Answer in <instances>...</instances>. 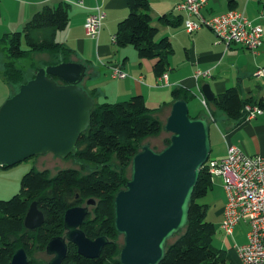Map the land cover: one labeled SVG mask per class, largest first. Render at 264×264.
<instances>
[{
  "label": "trees",
  "instance_id": "obj_1",
  "mask_svg": "<svg viewBox=\"0 0 264 264\" xmlns=\"http://www.w3.org/2000/svg\"><path fill=\"white\" fill-rule=\"evenodd\" d=\"M68 4L62 0L42 4L25 21L21 30L6 33L1 38L0 74L14 90L41 66L73 61L71 57L75 50L57 38V32L68 23ZM127 7L128 13L118 22L112 40L118 47L133 46L142 59L156 60L154 71L157 75L163 74L172 47L166 38L155 39L158 29L152 25L148 0H127ZM160 18L172 23L166 15ZM37 53H48L53 61L37 66L30 61L31 74H26L25 67L17 66V62ZM262 88L264 77L263 83L254 92L248 91L242 96L239 87L232 86L214 95L211 103L237 124L245 120L248 113L246 106L264 110ZM172 94L177 98H188L187 91L182 88L174 89ZM153 112L154 109L145 104L141 94L116 102L97 101L91 108L89 125L76 142V153L69 154L91 164V168H88L91 170L82 174L84 167L65 168L51 174L48 169L31 168L22 176L19 191L9 199H0V264H9L18 248L25 250L28 258L26 264H39L32 253L44 250L52 236L64 233V212L85 197H93L95 206L80 227L89 238L104 235L108 242L100 255L93 258L79 254L76 245L70 242L62 264H119L121 246L117 242L118 233L113 223V200L117 191L125 187L131 158L141 148V141L162 132V124L152 116ZM165 141L166 145L169 139ZM206 166L207 162L201 166L193 188L186 224L167 240L165 253L156 264L225 263V252L211 244L215 226L206 218L207 205L199 202L213 187V174L208 172ZM224 194L222 215L226 203L225 191ZM32 200L43 212L44 222L38 227L27 228L23 219ZM240 222L248 225L243 220L237 224Z\"/></svg>",
  "mask_w": 264,
  "mask_h": 264
},
{
  "label": "water",
  "instance_id": "obj_2",
  "mask_svg": "<svg viewBox=\"0 0 264 264\" xmlns=\"http://www.w3.org/2000/svg\"><path fill=\"white\" fill-rule=\"evenodd\" d=\"M85 66L61 61L37 68L33 76L0 105V164L13 166L28 157L51 152L60 157L76 153V142L90 123L93 98L81 86ZM204 95L213 99L208 84ZM209 121L190 116L186 100L173 103L162 126L170 132L160 150L142 144L130 161L125 187L113 200L114 228L122 235L119 264H156L165 253L169 238L187 222L189 203L201 166L211 151ZM88 203H95L88 200ZM88 207L66 209L65 236L79 254L97 257L108 238L86 236L79 227ZM44 222L43 212L32 200L23 224L35 228ZM67 242L52 236L45 251L52 257L43 264H61ZM23 248L13 253L9 264H26Z\"/></svg>",
  "mask_w": 264,
  "mask_h": 264
},
{
  "label": "crops",
  "instance_id": "obj_3",
  "mask_svg": "<svg viewBox=\"0 0 264 264\" xmlns=\"http://www.w3.org/2000/svg\"><path fill=\"white\" fill-rule=\"evenodd\" d=\"M60 0H0V40L6 33L21 30L25 21L42 4ZM68 4L67 26L57 32V38L75 50L71 60L85 66L81 86L97 101L116 102L141 94L145 104L154 109L152 116L162 126L169 116L173 103L186 100L190 116L206 117L209 125L211 151L208 158L220 159L226 155L229 144L237 146L249 154H264V110L249 120L234 124L223 111L217 109L203 93L202 86L208 84L214 95L227 88L238 86L242 96L255 91L263 83L264 67V0H207L200 10L204 17L220 14L228 10L242 11L253 22L263 28L262 44L253 53L249 49L218 40L208 27L188 33L185 21L193 19L176 8L180 0H148L152 25L158 32L155 39L166 38L172 47L167 55L166 70L161 75L154 71V59H142L133 46L118 47L112 40L117 24L128 13L127 0H62ZM80 2V4H76ZM100 6L105 17L97 39L88 36L84 23L95 6ZM166 15L172 23L160 17ZM60 35V37H58ZM3 43L0 41V50ZM1 56V53H0ZM111 66H117L127 73L125 78L113 77ZM209 71L206 76H195L197 71ZM261 71L260 74L257 72ZM166 75V76H165ZM182 88L188 98L175 97L172 91ZM16 90L0 74V105ZM264 93V88L261 89ZM192 93V94H191ZM191 94V96H190ZM201 98L208 102L206 109ZM162 131H165L162 128ZM215 148V155L210 154ZM16 181L5 183L0 171V188L4 197L15 190ZM224 203V202H223ZM223 205V204H222ZM222 206L215 210L210 220L215 232L211 244L225 252L224 264H242L235 248L246 241L248 225L240 222L232 234H225L220 228Z\"/></svg>",
  "mask_w": 264,
  "mask_h": 264
},
{
  "label": "built area",
  "instance_id": "obj_4",
  "mask_svg": "<svg viewBox=\"0 0 264 264\" xmlns=\"http://www.w3.org/2000/svg\"><path fill=\"white\" fill-rule=\"evenodd\" d=\"M206 1L180 0L176 5L178 10L184 11L188 17L193 18L185 21L186 31L193 33L202 27H208L218 40L227 45H241L256 53L262 44V26L253 24L242 11L238 10H228L204 17L200 10ZM104 17L105 12L100 6L92 8L84 23L88 36L98 37ZM111 71L113 77L127 76V73L117 66H112ZM257 73L260 74L261 71ZM208 74V70L197 71L195 76L201 77ZM163 75L161 74V77ZM201 102L207 109V100L201 98ZM246 110L248 113L245 120L262 113V110L255 106H246ZM206 162L208 172L221 177L226 193V203L220 222L221 230L225 234H232L233 228L240 220L246 221L248 223L247 240L237 244L235 248L242 264H264V154H249L229 144L224 157L206 160Z\"/></svg>",
  "mask_w": 264,
  "mask_h": 264
},
{
  "label": "rangeland",
  "instance_id": "obj_5",
  "mask_svg": "<svg viewBox=\"0 0 264 264\" xmlns=\"http://www.w3.org/2000/svg\"><path fill=\"white\" fill-rule=\"evenodd\" d=\"M89 15V14H88ZM104 20V18H103ZM252 21V20H251ZM253 24H256L252 21ZM60 37V35H58ZM131 46V45H130ZM32 61L35 66L41 65L42 63H45L47 61H53V59L50 57L48 53H37V54H31L30 57H26L23 60L17 62V66H22L26 68V74H31L32 70L29 67V62ZM17 90V87H16ZM170 137V132L168 131H162L159 135L148 137L143 139L141 141V144L148 143L150 147L160 150L165 145V140ZM215 155V148H213L210 157ZM207 160H210L207 159ZM84 167V169L82 168ZM31 168H35L38 170L41 169H48L51 174H55L59 169H65V168H82L81 170L82 174L87 173L89 170L88 168H91V164L87 162H83L73 156H66V157H60L57 156L51 152L40 154V155H34L31 157H28L27 159L13 165V166H5L2 167L0 164V171L3 174V181L5 183H10L12 181H16L15 184V190L8 192L4 195V197L0 196V199H9L12 197L15 193L19 191L20 188V181L22 176L29 171ZM127 175L129 177L130 175V169L127 171ZM212 183L213 187L211 190L207 192L205 196L199 199V202L205 203L207 205V215L206 218L210 220L211 215L214 214L215 210L219 209L223 202H224V190L222 188L223 183L222 179L219 175H213L212 176ZM0 193H3V190L0 188ZM88 198V199H87ZM88 200H94L93 197H85L82 201H80L83 205H89L90 214H92L93 207L95 206V203H88ZM80 204V205H81ZM117 242L119 244V247L121 246L123 242L122 235L118 234L117 236ZM32 257L39 263L43 264L47 262L51 255L46 253L44 250H37L32 253Z\"/></svg>",
  "mask_w": 264,
  "mask_h": 264
},
{
  "label": "flooded vegetation",
  "instance_id": "obj_6",
  "mask_svg": "<svg viewBox=\"0 0 264 264\" xmlns=\"http://www.w3.org/2000/svg\"><path fill=\"white\" fill-rule=\"evenodd\" d=\"M80 199V198H79ZM79 199H76L77 201L79 200ZM88 199V198H87ZM81 203L79 202L78 204H73L72 206H70V207H75V206H86V207H88V210H87V212H86V214L83 216V219H82V221H81V223H80V225H79V227L82 225V223H83V220H84V218L90 213V209H89V205H83V204H81ZM70 207H68V208H70ZM67 208V209H68ZM64 216V215H63ZM64 228V227H63ZM81 228V227H80ZM82 229V228H81ZM61 236H63L64 237V240L67 242V250H66V256H67V252H68V244L71 242V241H69L68 239H67V237L65 236V230H64V233L63 234H61ZM98 237V236H97ZM94 239V238H93ZM74 244V243H73ZM75 245V244H74ZM44 251H45V249H44ZM46 252V251H45ZM65 256V257H66ZM52 257V256H51ZM65 259V258H64ZM63 259V260H64ZM63 262V261H62ZM62 264V263H61Z\"/></svg>",
  "mask_w": 264,
  "mask_h": 264
}]
</instances>
